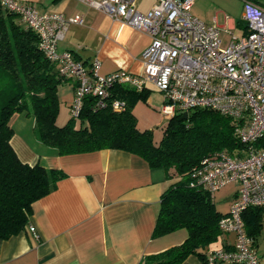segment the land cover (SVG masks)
<instances>
[{
  "label": "built area",
  "instance_id": "obj_1",
  "mask_svg": "<svg viewBox=\"0 0 264 264\" xmlns=\"http://www.w3.org/2000/svg\"><path fill=\"white\" fill-rule=\"evenodd\" d=\"M81 1L149 34L151 41L141 53V73L119 69L101 75L97 59L86 68L70 51H59L57 43L68 25L82 21L79 14L38 12L34 3L20 0H0V7L15 12L38 36L41 52L57 65L63 79L74 81L69 106L73 117L80 115L87 96L95 97L93 109L108 106L120 111L125 101L110 98L116 87L142 92L148 86L162 93L160 110L167 118L197 108L229 117L241 148L203 157L190 182L212 195L227 183H236L235 196L218 222L220 231L234 234V240L227 248L209 250L207 264H262L242 213L251 206L264 208V0H243L246 32L231 35L227 42L218 25L190 12L195 0H156L146 12L136 8V0ZM23 230L37 237L32 225Z\"/></svg>",
  "mask_w": 264,
  "mask_h": 264
},
{
  "label": "crops",
  "instance_id": "obj_2",
  "mask_svg": "<svg viewBox=\"0 0 264 264\" xmlns=\"http://www.w3.org/2000/svg\"><path fill=\"white\" fill-rule=\"evenodd\" d=\"M20 1L34 3L38 12H60L65 17L81 15L80 23L68 25L57 48L70 51L86 68L97 59L101 75L119 69L133 74L142 72L141 53L151 41L148 33L81 0ZM155 1L136 0V8L146 12ZM206 1L195 0L190 12L205 23L218 25L225 42L231 35L239 37L245 33L243 9L239 6L237 10V1L227 7L231 16L226 18L220 10L211 11ZM153 90L148 86L142 99L150 102ZM73 93L71 79L57 86L59 108L69 110ZM9 123L13 129L10 144L22 162L39 163L64 175L48 194L31 205L28 224L35 228L37 237L22 230L2 241L0 264H139L186 238L185 228L152 235L160 196L173 181L162 168H151L140 156L120 149L60 155L36 139L32 115L15 113ZM234 193L228 199L229 205ZM213 199L216 204L214 196ZM216 208L221 212L228 210L217 205ZM233 239L229 234L223 235L214 248L228 247ZM255 241L257 246V238ZM186 261L200 264L195 255ZM261 262L264 264L262 259Z\"/></svg>",
  "mask_w": 264,
  "mask_h": 264
},
{
  "label": "trees",
  "instance_id": "obj_3",
  "mask_svg": "<svg viewBox=\"0 0 264 264\" xmlns=\"http://www.w3.org/2000/svg\"><path fill=\"white\" fill-rule=\"evenodd\" d=\"M63 81L57 65L41 52L38 36L15 12L0 7V244L25 228L32 203L64 175L39 163L22 162L13 150L9 121L13 114L25 112L34 117L36 139L60 155L120 149L140 156L151 168H162L173 181L160 196L152 235L185 228L187 236L139 264H189L190 255L207 264L208 251L219 245L218 222L227 210H218L213 195L190 182L203 157L241 148L230 118L211 108L191 110L186 117L176 113L167 118L156 140L151 129L138 125L132 108L136 99L144 98V91L116 87L110 98L123 99L124 109H93L95 97L87 96L80 115H70L58 125L57 86ZM242 218L246 233L256 240L264 208L248 207Z\"/></svg>",
  "mask_w": 264,
  "mask_h": 264
},
{
  "label": "rangeland",
  "instance_id": "obj_4",
  "mask_svg": "<svg viewBox=\"0 0 264 264\" xmlns=\"http://www.w3.org/2000/svg\"><path fill=\"white\" fill-rule=\"evenodd\" d=\"M206 1V0H205ZM237 1V10H239V6L243 9V0H208L206 1V6L210 8L211 11L220 10L221 16L223 15L225 18L231 16L227 7H231L232 4ZM242 1V2H241ZM239 17V14L237 15ZM235 33H239L238 30H235ZM137 100L139 102H137ZM162 106V93L158 92L154 88L151 93L150 102L143 100L142 98L136 99L133 104V110L136 114V120L141 128H148L153 131V136L156 140H158L161 136L162 129L161 127L167 120V116H165L160 108ZM69 110L66 107L61 106L59 108L58 116L56 119V123L58 125H62L69 118ZM236 191V183L229 182L217 191L214 192L213 196L216 200V205L219 209H226L229 207L228 199L231 198V195ZM226 235V233H222L219 238L220 239ZM234 238V234H229ZM234 240V239H233ZM258 245L256 246L257 251L264 261V224H262L260 233L257 237Z\"/></svg>",
  "mask_w": 264,
  "mask_h": 264
},
{
  "label": "water",
  "instance_id": "obj_5",
  "mask_svg": "<svg viewBox=\"0 0 264 264\" xmlns=\"http://www.w3.org/2000/svg\"><path fill=\"white\" fill-rule=\"evenodd\" d=\"M182 115H183V117H186L187 114L186 113H183Z\"/></svg>",
  "mask_w": 264,
  "mask_h": 264
}]
</instances>
